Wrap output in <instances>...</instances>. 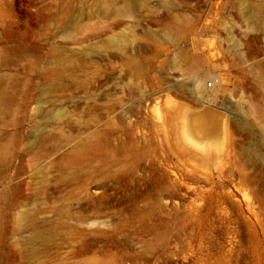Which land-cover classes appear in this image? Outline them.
<instances>
[{
  "label": "rangeland",
  "instance_id": "374dc122",
  "mask_svg": "<svg viewBox=\"0 0 264 264\" xmlns=\"http://www.w3.org/2000/svg\"><path fill=\"white\" fill-rule=\"evenodd\" d=\"M259 3L0 0V264H264Z\"/></svg>",
  "mask_w": 264,
  "mask_h": 264
},
{
  "label": "bare ground",
  "instance_id": "6f19581e",
  "mask_svg": "<svg viewBox=\"0 0 264 264\" xmlns=\"http://www.w3.org/2000/svg\"><path fill=\"white\" fill-rule=\"evenodd\" d=\"M253 10H254V13L257 16H259L262 19H264V3H259V4L255 5L254 8H253ZM200 93H202V92H200Z\"/></svg>",
  "mask_w": 264,
  "mask_h": 264
}]
</instances>
